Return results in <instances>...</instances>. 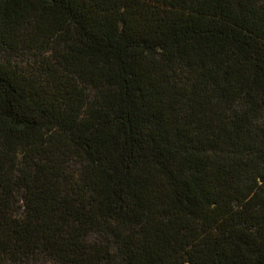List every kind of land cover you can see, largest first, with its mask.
Here are the masks:
<instances>
[{"label": "trees", "instance_id": "16d2710c", "mask_svg": "<svg viewBox=\"0 0 264 264\" xmlns=\"http://www.w3.org/2000/svg\"><path fill=\"white\" fill-rule=\"evenodd\" d=\"M0 264H264V0H0Z\"/></svg>", "mask_w": 264, "mask_h": 264}]
</instances>
